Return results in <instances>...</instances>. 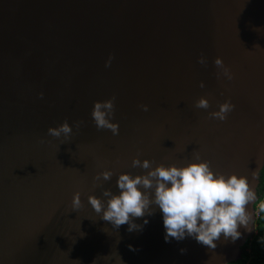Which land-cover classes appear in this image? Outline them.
<instances>
[{"label":"water","instance_id":"1","mask_svg":"<svg viewBox=\"0 0 264 264\" xmlns=\"http://www.w3.org/2000/svg\"><path fill=\"white\" fill-rule=\"evenodd\" d=\"M216 57L232 80L217 76ZM113 96L118 135L91 116L95 101ZM201 97L208 109L195 107ZM226 100L235 105L227 119L210 118ZM65 120L73 133L62 143L47 130ZM262 145L264 0H0V264L238 262L257 233ZM194 151L256 190L253 230L241 226L235 242H165L155 205L135 219L142 230L116 232L87 201L106 202L103 189L118 194L121 173L146 174L134 157L182 167ZM104 170L112 178L94 181ZM77 191L83 207L72 211Z\"/></svg>","mask_w":264,"mask_h":264},{"label":"clouds","instance_id":"2","mask_svg":"<svg viewBox=\"0 0 264 264\" xmlns=\"http://www.w3.org/2000/svg\"><path fill=\"white\" fill-rule=\"evenodd\" d=\"M256 47H259L257 45ZM114 57L109 55L105 62V67H110ZM198 63L206 65V58L201 55ZM215 66L220 70L217 76L223 75L228 80H232L233 73L225 66L221 57L214 60ZM201 81L200 87L203 88ZM44 93H39L42 99ZM115 96L104 101H95L91 113L95 126L98 130H111L113 135L119 134V124L113 123L115 111ZM145 112L149 110L148 105H140ZM195 107L198 109H208L209 101L205 97L199 98ZM235 105L230 100L219 104V110L209 113V117L224 121L228 113L233 111ZM75 127L79 129L83 121H76ZM48 135L54 138L63 137L64 141H69L73 128L67 120L57 127H49ZM40 143H44L41 139ZM264 161V145L261 146L258 165ZM153 162L139 156L132 159V167L147 170L146 174L131 175L121 173L116 181L119 189L118 194H114L110 189H103L102 195L107 198L106 202L96 195H88L87 201L94 212L104 221L109 222L112 228L118 229L127 224L128 231L142 230L143 225H138L134 221L145 215H153L158 206L163 216V226L165 228V242L170 239L181 241L186 237L194 238L198 243L211 249L216 248L215 241L221 235L225 240L231 239L235 242L241 237L238 229L243 226L251 232L250 227L253 221V211H249V204L253 205L257 200V193L245 175L232 173L225 175L221 172H214L210 167L209 160H202L198 151L193 152V162L186 166L178 167L175 164L165 166L163 163L152 167ZM259 168L251 173L255 178ZM111 170H104L96 174L94 181H109L112 178ZM102 187V184H97ZM143 189V191H142ZM83 207L81 193L75 192L71 201L72 211H77ZM264 210V206H262ZM148 220H144L147 224ZM103 231L108 232L106 229ZM83 235V234H82ZM130 250L132 246L129 245ZM184 253L186 249H181ZM120 264H123L119 257ZM95 264V261L93 262ZM226 264V262H225Z\"/></svg>","mask_w":264,"mask_h":264},{"label":"trees","instance_id":"3","mask_svg":"<svg viewBox=\"0 0 264 264\" xmlns=\"http://www.w3.org/2000/svg\"><path fill=\"white\" fill-rule=\"evenodd\" d=\"M258 195L260 199L255 206L258 212L257 233L243 247L242 259L231 264H264V210H262L264 206V168L261 172Z\"/></svg>","mask_w":264,"mask_h":264}]
</instances>
